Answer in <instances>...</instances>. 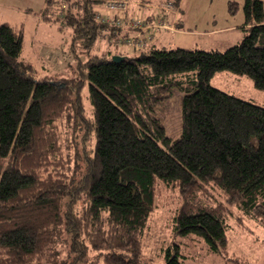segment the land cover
<instances>
[{
  "label": "trees",
  "instance_id": "trees-1",
  "mask_svg": "<svg viewBox=\"0 0 264 264\" xmlns=\"http://www.w3.org/2000/svg\"><path fill=\"white\" fill-rule=\"evenodd\" d=\"M107 1L46 0L42 17L77 24L89 44L102 35L122 44L137 30L127 26L131 13L122 23L115 11L113 18L100 15ZM160 1L176 11L182 2ZM238 6L229 3L231 15ZM160 10L148 21L172 23ZM243 11L246 34L225 51L159 46L155 35L140 49L123 44L134 56L115 44L80 62L77 80L57 82L36 79L34 64L22 57L24 28L0 24V264H59L65 232L68 264H142L163 187L179 191L174 232L202 238L225 258L232 213L220 194L264 223V107L211 85L227 70L264 91L263 1L244 0ZM114 55L125 58L116 62ZM189 72L194 77L182 78ZM86 85L91 120L81 101ZM174 88L184 93L176 141L152 114ZM90 249L99 252L96 260ZM180 256L178 247L164 264H183Z\"/></svg>",
  "mask_w": 264,
  "mask_h": 264
},
{
  "label": "rangeland",
  "instance_id": "rangeland-1",
  "mask_svg": "<svg viewBox=\"0 0 264 264\" xmlns=\"http://www.w3.org/2000/svg\"><path fill=\"white\" fill-rule=\"evenodd\" d=\"M231 1L234 0H182L180 10L185 26L182 31L168 32L167 34L161 32L162 36L165 35L171 42L166 46L225 51L240 42L246 34L242 27L244 0H237L240 7L238 6L239 11L237 10V14L234 16L229 11ZM14 2L20 6H26L28 12L35 15L41 0H14ZM152 3L156 4L157 12L160 10L158 8L167 4L160 0H153ZM100 9H98L99 12L108 15L114 13L104 7ZM133 10H142V15L145 16L143 7L137 6ZM161 14L163 15V12ZM179 17L178 10L168 14V19L171 22L177 23ZM36 23L39 25V29H35ZM27 24L22 57L34 64L38 80L49 79L55 82L60 79L77 80L80 62L86 61L93 54H102L109 48L114 50L115 44H118L120 50L124 48L123 44L117 41L112 42L104 35L89 44L86 38L81 35L82 32L78 30L77 24L64 25L57 22L50 26L42 22L38 23L36 20H31ZM41 37H43L44 45L40 43ZM37 45L42 46L43 50H48V52L42 55L34 52L33 49L36 47L37 50ZM127 50L130 56H134L135 53L132 50ZM189 77H194V73L189 72L182 75L184 79ZM211 85L264 107V91L256 88L253 80L248 76L222 70L216 72L212 77ZM183 95L184 93L178 88H174L171 98L156 105L152 113L160 120L167 137L172 141H176L182 136L181 100ZM81 101L86 119L91 120L93 113L88 85L81 92ZM178 196V189L169 190L165 187L161 189L156 199V208L148 221L143 237L142 264H164L167 253L174 254L178 247L181 253L180 260L183 264H264L263 222L257 219L251 220L236 206L227 203L222 194L218 195L219 200L223 201L224 206L232 213L227 222L229 252L228 257L225 258L222 255L209 252L202 238L194 237L193 240H190L174 232L172 220L174 210L179 204ZM57 249L59 264H68L73 254L70 253V240L66 232L58 240ZM98 254L99 252L96 250H89L92 260H96ZM97 264H103L102 259Z\"/></svg>",
  "mask_w": 264,
  "mask_h": 264
},
{
  "label": "crops",
  "instance_id": "crops-1",
  "mask_svg": "<svg viewBox=\"0 0 264 264\" xmlns=\"http://www.w3.org/2000/svg\"><path fill=\"white\" fill-rule=\"evenodd\" d=\"M234 1H237V0H234ZM237 3H238V1H237ZM138 4H141V3L139 1L138 2H134V1L130 2V6L134 7V8H136L138 6ZM243 4H244V2H243ZM263 5H264V1H263ZM144 6L145 7H143V9H144L143 13L145 14L146 17L151 16V14H153L154 12H157V10H156L157 6L153 5V3L152 4H146ZM45 7H46V0H41V2L39 4L38 11L35 12L36 13L35 15H32L33 13H29L28 12L29 10L26 6H24V5L20 6L17 4V2H14V0H0V19H1L0 24L7 22V23H10V24L15 25V26H22L24 28V31L28 25L27 23H30L31 20H36L38 23L42 22V23L48 24L50 26L55 25V23L47 22L43 19L42 13H43ZM103 7H104V5L100 8L102 9ZM134 8H132V10H131L132 13H133ZM178 11H179L180 17H179V19H178L179 21L177 23L179 24L180 28H177L176 22H172V23H174L175 27L177 28L176 31H182L185 24H184V21H183L182 16H181L180 7H179ZM24 12H26L27 14H25ZM98 13L100 15H102L103 17H106V18H113L114 16H116V13L108 15L107 13L99 12V10H98ZM234 15H232V16H234ZM174 21H176V20H174ZM243 24H242V27H243ZM39 28H40L39 25L36 23L35 29H39ZM176 31H174V32H176ZM163 33L167 34L168 32H163ZM163 33H160L159 35L157 34L155 36V40H154L155 44H157L159 46H165L167 44H171L170 40H168V38L165 35L162 36ZM169 33H173V32H169ZM42 40H43V37H41L40 43H42V45H44L45 43H43ZM24 46H25V43H24ZM126 50H127V48L124 47L123 51H126ZM23 51H24V48H23ZM33 51L38 53L39 55H42V54H45L48 52V50H46V51L43 50L42 46H39V45H37V50L35 47L33 49ZM47 56H48V54H47ZM25 59L28 60L27 58H25Z\"/></svg>",
  "mask_w": 264,
  "mask_h": 264
},
{
  "label": "built area",
  "instance_id": "built-area-1",
  "mask_svg": "<svg viewBox=\"0 0 264 264\" xmlns=\"http://www.w3.org/2000/svg\"><path fill=\"white\" fill-rule=\"evenodd\" d=\"M159 9L165 11V13H172L175 10L174 5L171 2H166ZM105 7L109 11H115L118 14L119 23H122L123 17L129 15L132 7L126 0H108L105 3ZM176 11V10H175ZM127 26L133 27L137 30L135 35L123 38L120 42H123L128 48L140 49L146 47L156 35L161 32H174V24L167 22L165 19L159 18L155 22L148 21V17L142 15L141 10H133L131 15L127 19Z\"/></svg>",
  "mask_w": 264,
  "mask_h": 264
},
{
  "label": "water",
  "instance_id": "water-1",
  "mask_svg": "<svg viewBox=\"0 0 264 264\" xmlns=\"http://www.w3.org/2000/svg\"><path fill=\"white\" fill-rule=\"evenodd\" d=\"M125 57H122L120 55H114L112 59L116 62L124 60Z\"/></svg>",
  "mask_w": 264,
  "mask_h": 264
}]
</instances>
